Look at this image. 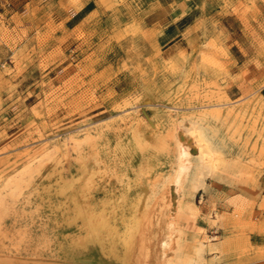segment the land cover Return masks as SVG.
I'll return each mask as SVG.
<instances>
[{"label": "rangeland", "instance_id": "1", "mask_svg": "<svg viewBox=\"0 0 264 264\" xmlns=\"http://www.w3.org/2000/svg\"><path fill=\"white\" fill-rule=\"evenodd\" d=\"M186 27L177 43L93 31L75 58L55 27L0 26V264H247V218L264 216V0H190L172 29ZM191 125L223 155L209 172L194 153L175 193Z\"/></svg>", "mask_w": 264, "mask_h": 264}, {"label": "crops", "instance_id": "2", "mask_svg": "<svg viewBox=\"0 0 264 264\" xmlns=\"http://www.w3.org/2000/svg\"><path fill=\"white\" fill-rule=\"evenodd\" d=\"M121 1V3H120ZM190 0H0V26L21 28L52 26L67 35L69 47L74 57L93 31L107 28L115 34H121L125 26L143 25L147 27L153 40L164 42L170 34L180 35L175 43L185 40L187 27L172 29L186 15ZM188 26V25H187ZM159 35H156V31ZM163 34V35H161ZM161 35V37H160ZM156 36V37H154ZM85 51V50H84ZM264 96V86L260 88ZM6 144H3L5 146ZM195 215L203 209L195 208ZM248 222L247 218V264H264V216ZM219 221L215 222V225ZM214 248H219L214 243Z\"/></svg>", "mask_w": 264, "mask_h": 264}, {"label": "bare ground", "instance_id": "3", "mask_svg": "<svg viewBox=\"0 0 264 264\" xmlns=\"http://www.w3.org/2000/svg\"><path fill=\"white\" fill-rule=\"evenodd\" d=\"M193 122H195V121H193ZM189 128L190 129L188 130L187 135H185L184 133L178 132L177 137H176L178 162H177V169H176L175 175H174L173 180H172V186H173V189H175V193H176L177 187L180 186L182 184L183 180L186 178V176L189 175L188 173L190 170V165L192 163L191 156L194 153L196 154V156H198L201 159L202 162L200 160L199 161L201 163H203V165H204L203 167L207 168L209 170V172H211L214 169L216 160L223 155V153L221 151H219L215 148L212 140L208 137V135L206 133L207 131L205 132V130L203 128L197 127L195 125H193V126L191 125V127H189ZM168 230H169V234L161 242L162 255L164 256V258H165V256H167V251L169 249L174 248L173 247L174 241H176L178 239V238L175 239L176 238V234H175L176 231L174 230V224L173 223H169ZM129 236H131V235H129ZM199 250L201 252L202 249L200 248ZM197 252H199V251H197ZM169 256H171V255H169ZM165 259H167V258H165ZM165 263H167V262H165ZM168 263H169V261H168ZM174 263H176V262H174Z\"/></svg>", "mask_w": 264, "mask_h": 264}]
</instances>
